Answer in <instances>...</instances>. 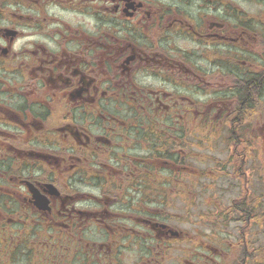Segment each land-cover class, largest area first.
Wrapping results in <instances>:
<instances>
[{
  "label": "flooded vegetation",
  "instance_id": "1",
  "mask_svg": "<svg viewBox=\"0 0 264 264\" xmlns=\"http://www.w3.org/2000/svg\"><path fill=\"white\" fill-rule=\"evenodd\" d=\"M0 264H264V0H0Z\"/></svg>",
  "mask_w": 264,
  "mask_h": 264
},
{
  "label": "rangeland",
  "instance_id": "2",
  "mask_svg": "<svg viewBox=\"0 0 264 264\" xmlns=\"http://www.w3.org/2000/svg\"><path fill=\"white\" fill-rule=\"evenodd\" d=\"M197 135H195V132H194V138H193V148H194V155H196V159L197 162L194 164V166L199 170L201 171L202 167H205V165L203 164V161H204V158H205V154H209L211 156H221V153L219 151V145L215 146V149L214 150H210V151H207L205 148H206V142L201 139L202 137L199 136L200 134L199 133H196ZM206 180H202V183H204ZM201 181H200V184L202 185ZM219 186L220 187H223L222 183L217 181L216 182V191L215 193H218V189H219ZM81 191H84V188H79ZM199 189L200 191L197 192V199H195V202L192 203V206H193V213L191 214V216L189 217V220L188 222L186 221L185 222V215H186V211H184V208L182 206V204L180 202L179 203V206H178V228L180 230H186V231H190V234H193V235H198L199 237L202 236V223H201V218H202V215H203V210H204V205H203V201H204V197H205V194H206V191L204 189H202L201 186H199ZM84 205V204H83ZM184 222H183V221ZM190 253L191 255H195V254H198V253H202V251L200 250H190ZM185 254H184V251H180L179 252V256H178V259L179 261L182 260V257H184ZM195 260V259H194ZM189 261H192V257H190V260Z\"/></svg>",
  "mask_w": 264,
  "mask_h": 264
}]
</instances>
